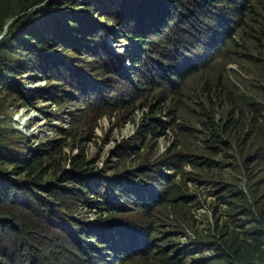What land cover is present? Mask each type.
I'll use <instances>...</instances> for the list:
<instances>
[{
    "label": "trees",
    "instance_id": "obj_1",
    "mask_svg": "<svg viewBox=\"0 0 264 264\" xmlns=\"http://www.w3.org/2000/svg\"><path fill=\"white\" fill-rule=\"evenodd\" d=\"M5 28L0 115L39 99L72 114L34 149L0 127V264H264V0H0ZM34 72L46 83L24 92ZM144 107L146 134L172 136L156 158L118 148L108 172L64 151Z\"/></svg>",
    "mask_w": 264,
    "mask_h": 264
},
{
    "label": "rangeland",
    "instance_id": "obj_2",
    "mask_svg": "<svg viewBox=\"0 0 264 264\" xmlns=\"http://www.w3.org/2000/svg\"><path fill=\"white\" fill-rule=\"evenodd\" d=\"M232 4L226 5V9L229 8ZM97 8H99V4H97ZM47 19L48 17L46 16V18L44 19V23L47 22ZM10 22L7 25H9ZM5 33L6 28L0 35V40L4 37ZM106 41L109 48L117 55L126 52L135 54L138 47L137 42L131 39L127 41H112L109 36H106ZM128 64L130 66H133V64L131 63ZM124 65H127V63L124 62ZM228 67L233 66L229 65ZM32 77H34V79ZM16 81H18V84L24 88V92L29 91L30 93L36 92L34 91L36 89L43 88L46 83L43 80L42 75L35 72L24 74L22 78H17ZM4 112L8 114L6 117L0 115V127L12 128L14 130V133L16 134V139L20 141L26 148L30 149H34L39 146L41 147L47 143L63 139L64 136L60 131H65L68 129L70 123V115L72 114V110L69 107H67L65 110H59L54 104H51L48 100L45 99H39L35 101L33 105L27 107L22 106L20 102H16L12 106H9L8 104V107L5 108ZM145 113H147L145 107L140 110H135L132 116H130L128 119H125L118 126L115 125V116H104L100 120H98L97 127L94 129L93 135L90 138L85 141L82 140L79 145H74L76 148L70 149L68 147L64 151L71 158L72 156L78 154L79 149L82 148L86 162L90 163V165L95 167L97 170L106 169L108 170V172L109 169L113 168L114 162H117V157H115L114 152L118 148L126 151L129 156L136 155L138 153L139 155L144 157L147 144H149L155 146L154 157L156 158L160 153L166 150L172 136L170 137L171 133L167 131L157 139H153V136H149L148 134H146L149 130L147 127L149 126H147L148 122L144 117ZM48 120H50V122H48ZM153 120H157L160 123L167 122V118L165 115H158L154 117ZM154 125L156 126L158 124L156 123ZM151 127L152 125L150 126V128ZM140 129H142L143 132L139 131ZM177 141L183 143V145L192 143V140L190 138L189 140L179 138L177 139ZM126 168L136 169L138 168V166L127 165ZM184 170L191 171V168L184 167ZM108 172L105 171L106 174ZM162 173H166V170H162ZM153 174L154 173H151V175ZM189 177L190 176H185V178L187 179ZM128 184L129 182H127V185ZM188 185L190 187V184ZM190 189L194 190V188L192 189V187H190ZM201 189L202 188L200 187V189H198V192ZM203 191H209V188H204ZM196 192L197 191H195V193ZM86 196L88 197V195ZM91 197L92 196L88 198ZM204 199L205 207L210 206L213 202L216 201V199L211 197H207ZM125 206L132 208V204H125ZM206 214H208V212H206L204 209H198L196 211L197 217ZM74 217L78 218L83 223H93L96 219L95 211L89 209L83 204L80 205L79 210ZM200 219L197 218L198 221H200ZM203 223L205 224L206 222L203 221ZM188 235L189 233L187 232L185 234V237L181 238L180 241L183 243L190 242V240L187 239ZM87 242H92V239L87 240ZM103 259L107 261L105 263H111L114 261L115 255L112 254L109 249V253L103 256Z\"/></svg>",
    "mask_w": 264,
    "mask_h": 264
},
{
    "label": "clouds",
    "instance_id": "obj_3",
    "mask_svg": "<svg viewBox=\"0 0 264 264\" xmlns=\"http://www.w3.org/2000/svg\"><path fill=\"white\" fill-rule=\"evenodd\" d=\"M136 46V45H135ZM138 48V47H137Z\"/></svg>",
    "mask_w": 264,
    "mask_h": 264
}]
</instances>
